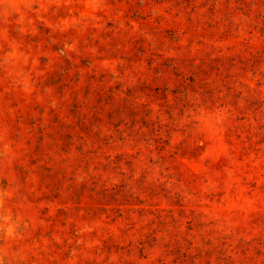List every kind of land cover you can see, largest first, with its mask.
I'll use <instances>...</instances> for the list:
<instances>
[{
    "label": "rangeland",
    "instance_id": "374dc122",
    "mask_svg": "<svg viewBox=\"0 0 264 264\" xmlns=\"http://www.w3.org/2000/svg\"><path fill=\"white\" fill-rule=\"evenodd\" d=\"M0 264H264V0H0Z\"/></svg>",
    "mask_w": 264,
    "mask_h": 264
}]
</instances>
